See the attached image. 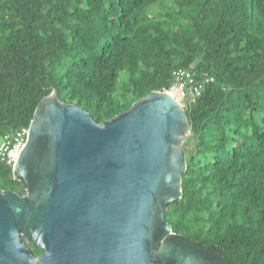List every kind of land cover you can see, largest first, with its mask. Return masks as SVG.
<instances>
[{"label":"trees","instance_id":"trees-1","mask_svg":"<svg viewBox=\"0 0 264 264\" xmlns=\"http://www.w3.org/2000/svg\"><path fill=\"white\" fill-rule=\"evenodd\" d=\"M177 68L213 82L184 109L195 147L164 217L220 264H264V0H0V140L52 91L101 124ZM0 188L25 194L1 161Z\"/></svg>","mask_w":264,"mask_h":264},{"label":"water","instance_id":"water-1","mask_svg":"<svg viewBox=\"0 0 264 264\" xmlns=\"http://www.w3.org/2000/svg\"><path fill=\"white\" fill-rule=\"evenodd\" d=\"M192 133L163 91L101 124L52 91L12 166L25 194L0 188V264H220L164 217L182 198Z\"/></svg>","mask_w":264,"mask_h":264},{"label":"built area","instance_id":"built-area-1","mask_svg":"<svg viewBox=\"0 0 264 264\" xmlns=\"http://www.w3.org/2000/svg\"><path fill=\"white\" fill-rule=\"evenodd\" d=\"M213 82L207 74L197 75L184 68L174 69L170 84L161 91L168 93L184 109L201 95L204 87ZM28 134L27 127H21L13 133L5 134L0 140V161L12 167L21 152Z\"/></svg>","mask_w":264,"mask_h":264},{"label":"rangeland","instance_id":"rangeland-1","mask_svg":"<svg viewBox=\"0 0 264 264\" xmlns=\"http://www.w3.org/2000/svg\"><path fill=\"white\" fill-rule=\"evenodd\" d=\"M188 139H191L190 137L188 138ZM183 148H184V151L186 152H190V151H192L193 149H194V147H195V144H194V141L191 139L190 141H189V143H183Z\"/></svg>","mask_w":264,"mask_h":264}]
</instances>
